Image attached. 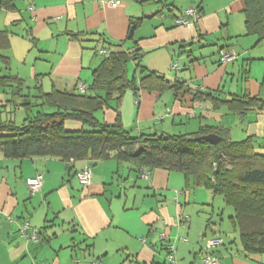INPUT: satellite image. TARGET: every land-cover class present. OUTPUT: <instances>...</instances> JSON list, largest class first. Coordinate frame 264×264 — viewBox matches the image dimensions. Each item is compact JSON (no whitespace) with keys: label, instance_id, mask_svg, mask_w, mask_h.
<instances>
[{"label":"crops","instance_id":"1","mask_svg":"<svg viewBox=\"0 0 264 264\" xmlns=\"http://www.w3.org/2000/svg\"><path fill=\"white\" fill-rule=\"evenodd\" d=\"M191 5L200 7L199 22L177 23ZM244 10V0H119L113 6L104 0H0V75L23 81L0 86V119L21 124L24 100L39 102L38 94L73 91L82 82L90 86L99 50L140 48L150 71L194 90H221L223 101H193L184 90L177 98L172 90L128 89L95 113L100 121L112 123L119 113L132 135L225 127L233 140L253 136L255 150L264 154V39L247 34ZM226 47L237 57L220 64ZM236 97L254 101L237 108L224 102ZM14 104L20 107L15 115ZM65 126L82 124L67 120ZM85 166L93 172L88 185L77 178ZM145 169L149 176L137 163L114 157L65 161L0 152V264H172L171 245L176 264H204L203 245L212 236L224 238L216 249L219 264H264V253L244 250L234 209L221 195L182 171ZM38 173L43 185L32 194L27 178ZM25 221L40 229L37 241L21 236Z\"/></svg>","mask_w":264,"mask_h":264},{"label":"trees","instance_id":"2","mask_svg":"<svg viewBox=\"0 0 264 264\" xmlns=\"http://www.w3.org/2000/svg\"><path fill=\"white\" fill-rule=\"evenodd\" d=\"M244 1L246 32L262 40L264 0ZM228 48L233 47L223 50ZM105 49L106 53L98 51L100 63L85 92L78 91L77 87L73 91L43 92L38 94L41 101L26 99L20 104L26 113L21 124L13 117L0 119V152L15 158L52 156L65 161L88 158L96 161L114 157L135 162L143 169L182 171L193 178L195 184L221 195L234 209L232 220L244 250L264 253V154L255 150L253 136L233 140L227 128L214 129L206 125L191 134L132 135L119 121V113L112 123L100 121L95 115L109 100H120L128 89L172 90L177 98L180 97L179 91L184 90L191 93L193 101L210 99L215 105L223 101L218 94L221 90L214 93L194 90L178 78L170 80L150 71L142 64L140 48ZM130 61L135 64L132 76L128 74ZM22 82L18 77L0 75V86ZM253 101L236 97L224 102L237 108ZM19 108L14 104V115ZM67 120L78 121L82 126L69 130L65 126ZM208 133H216L222 139L216 144L194 139ZM216 249L214 252L217 254Z\"/></svg>","mask_w":264,"mask_h":264},{"label":"built area","instance_id":"3","mask_svg":"<svg viewBox=\"0 0 264 264\" xmlns=\"http://www.w3.org/2000/svg\"><path fill=\"white\" fill-rule=\"evenodd\" d=\"M104 2H107L108 4L113 6L119 3V0H104ZM29 8L32 10L33 6L31 5ZM201 17H202V13L199 7L195 5H191L184 10V13L180 17H178L177 23L186 26H194L196 25L197 22H199ZM101 52L106 53L107 50L102 49ZM236 57L237 54L235 49L228 48L220 53L218 62L220 64H226L229 61L235 59ZM173 69L178 70L180 69V67L178 66L177 63H174ZM86 88H87V84L83 82L77 86V89L80 92H85ZM143 175L149 176V171L144 169ZM77 178L80 181V183H82L83 185L90 184L93 179L92 168L90 166H85L83 169L77 172ZM27 185L32 194L40 192L43 185V175L38 173L34 176L27 178ZM20 234L24 239L28 241L29 240L37 241L39 239L40 229L32 226L28 221H25L20 226ZM222 243H223V237L221 236H212L206 239L205 249L202 254V262L204 264H219V257L214 252V250L218 248ZM168 256L172 264L177 263L174 245L170 246V251ZM91 264H103V263L94 260L91 262Z\"/></svg>","mask_w":264,"mask_h":264},{"label":"water","instance_id":"4","mask_svg":"<svg viewBox=\"0 0 264 264\" xmlns=\"http://www.w3.org/2000/svg\"><path fill=\"white\" fill-rule=\"evenodd\" d=\"M194 139L197 140V141H206V142H209V143H212V144H216L222 139V137L219 136L216 133H208V134H205V135L197 136Z\"/></svg>","mask_w":264,"mask_h":264},{"label":"rangeland","instance_id":"5","mask_svg":"<svg viewBox=\"0 0 264 264\" xmlns=\"http://www.w3.org/2000/svg\"><path fill=\"white\" fill-rule=\"evenodd\" d=\"M218 62V61H217ZM16 64V61L14 60V63H13V65H12V68H16V67H18L19 66V64H17V65H15ZM0 68H1V64H0ZM1 70V69H0ZM129 70H130V72H129V74H130V76H132V74H133V71H134V68L132 67V66H130L129 67ZM21 119H19V123L21 122L20 121ZM205 244V243H204Z\"/></svg>","mask_w":264,"mask_h":264}]
</instances>
